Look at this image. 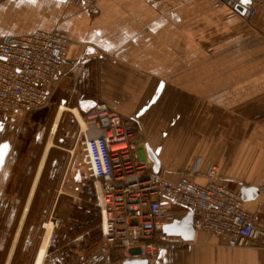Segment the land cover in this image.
Listing matches in <instances>:
<instances>
[{"label": "crops", "instance_id": "crops-1", "mask_svg": "<svg viewBox=\"0 0 264 264\" xmlns=\"http://www.w3.org/2000/svg\"><path fill=\"white\" fill-rule=\"evenodd\" d=\"M98 9L0 0V36L53 28L69 36L55 86L65 110L43 104L0 117V264H34L40 223L74 204L83 161L66 136H54L64 111L84 126L82 113L99 101L135 119L141 156L150 160L149 146L164 176L185 171L204 184L214 164L230 188L257 187L243 206L264 227V7L246 21L220 0H101ZM70 217L49 222L44 264H76L75 230L62 223ZM188 242L162 248L149 264H264L263 248L229 247L208 232ZM121 255L104 264H121Z\"/></svg>", "mask_w": 264, "mask_h": 264}, {"label": "built area", "instance_id": "built-area-1", "mask_svg": "<svg viewBox=\"0 0 264 264\" xmlns=\"http://www.w3.org/2000/svg\"><path fill=\"white\" fill-rule=\"evenodd\" d=\"M98 13L101 0H65ZM229 15L250 19L264 0H220ZM69 36L60 28L37 29L23 34L0 36V117L42 106L56 84L66 57ZM60 104H65L62 99ZM79 127L82 161L94 183L88 198L97 209L100 247L81 264H104L115 251L125 259L153 261L165 245L186 242L162 233L165 224L177 216L162 204L163 199L192 213L195 231L221 238L229 247L264 249V227L243 206L239 190L218 180V168L211 164L204 172L206 183L182 172L170 179L152 169L140 154V133L134 118L123 116L99 101L83 116ZM199 172L196 171L195 174ZM98 184V188H97ZM56 226L59 220H54ZM54 263V262H52Z\"/></svg>", "mask_w": 264, "mask_h": 264}, {"label": "rangeland", "instance_id": "rangeland-1", "mask_svg": "<svg viewBox=\"0 0 264 264\" xmlns=\"http://www.w3.org/2000/svg\"><path fill=\"white\" fill-rule=\"evenodd\" d=\"M56 85L57 84L53 86L46 102L44 103L47 106H50L51 108H53L54 110H55V107H57L60 104L59 98L61 95L56 90V87H55ZM65 97L67 98V96ZM71 113L72 112L64 111L63 114L60 116L59 121H58L57 130H56L54 137L56 140H58L59 137L66 136L64 145L67 147H70V146L74 147L76 151V157H79L80 159H82L83 151L80 145V140H76L77 131L80 125L78 124L79 121L76 118H74L75 115L73 113L72 115ZM84 115L85 113L84 114L82 113V116ZM54 121H55V118H54ZM52 127H51V131H52ZM139 130H141L140 127H139ZM80 171L81 173L79 175H76V194L72 196V198H74V204L70 205L69 207L66 206L65 208L59 205L58 207H56L55 215H52V217H54L57 220H58L57 216L59 218H62L63 212H64L65 217L67 215L71 217L74 215L76 217V222H72V221L67 222L68 219H72L71 217L67 218L65 221L62 222L64 225L63 229L75 230V233H76V264H81L91 253L97 250L102 244V238L97 228V224L99 221L98 212H97V209L93 206V204L88 202V198L94 194V183H93V180L88 176L86 166L84 163L82 164V168L80 169ZM175 210L176 211L178 210L179 215L181 216L185 215L184 210L181 209L180 207H175ZM176 216L177 218H179L178 215ZM45 221L40 223L41 227L43 223H46L47 225V223L53 222V221H46V222ZM46 225H45V228L40 227V229L42 230L41 234L43 233L41 242L46 232ZM51 240H53V236L51 237ZM189 244L190 242L186 241V242L176 243V244L173 243L172 245H165L163 246V248H173V249L185 248Z\"/></svg>", "mask_w": 264, "mask_h": 264}, {"label": "water", "instance_id": "water-1", "mask_svg": "<svg viewBox=\"0 0 264 264\" xmlns=\"http://www.w3.org/2000/svg\"><path fill=\"white\" fill-rule=\"evenodd\" d=\"M243 4H245L244 0L241 1V4L238 7L241 11L244 8ZM146 152L152 162V169L154 171H159L160 161L155 153L149 146H146ZM240 194L242 200H248L258 195V188L255 186H242L240 188ZM191 221L192 213L187 212L181 218H176L171 223L165 224L162 227V233L166 235L179 236L185 241H191L193 240L195 234ZM121 264H148V262L145 259H125L121 262Z\"/></svg>", "mask_w": 264, "mask_h": 264}, {"label": "bare ground", "instance_id": "bare-ground-1", "mask_svg": "<svg viewBox=\"0 0 264 264\" xmlns=\"http://www.w3.org/2000/svg\"><path fill=\"white\" fill-rule=\"evenodd\" d=\"M64 106H65L64 104H61L59 107L62 108V110H65ZM78 124L81 127H84L79 122H78ZM56 126H57V124H56ZM56 126H55V129H54V132L56 130ZM54 132H53V134H54ZM97 188H98V184H97ZM53 222H55V221H53ZM45 225H46V223L43 224V228H45ZM55 226H56V224H55ZM55 226L52 223H48L46 225V232L44 234V237H43V240H42V243H41V246L39 248V252L37 254V257L35 259V263L34 264H42L43 263V260H44V258L46 256V253H47V247H48V245L50 243V240H51V237H52V232H53V229H54Z\"/></svg>", "mask_w": 264, "mask_h": 264}]
</instances>
